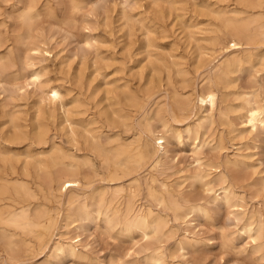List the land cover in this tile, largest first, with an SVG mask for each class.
I'll use <instances>...</instances> for the list:
<instances>
[{
    "label": "rangeland",
    "instance_id": "rangeland-1",
    "mask_svg": "<svg viewBox=\"0 0 264 264\" xmlns=\"http://www.w3.org/2000/svg\"><path fill=\"white\" fill-rule=\"evenodd\" d=\"M38 1L42 15L33 30V40L42 46V60H30L29 67L24 60V47H14V66L5 71L4 77L0 76V157L5 154L17 156L29 150L31 153L36 150L49 151L53 142L60 145L66 154H75L80 160L90 156L93 162L77 175L84 189L79 188L77 191L92 195V192L95 194L97 190L109 185V175L107 164L86 150L85 139L82 137L84 126L81 124H85L92 134L100 133L97 136L101 137V145L105 150L117 142L126 143L136 139L140 125L145 124L149 118L157 130H163L160 122L153 119L157 107L165 104L168 98L173 105L175 92L181 97L190 93L196 95L207 78L209 68L224 59V54L219 50L211 51L212 44L206 42L209 40H203L200 44L209 49L204 51L206 48L203 47L206 59L198 68L199 52L196 43L189 41L183 25L199 23L198 28L202 30L195 29L198 38L217 35L223 45H228L229 40L217 31L213 14L211 16L207 12L211 4L215 9H222L226 5L219 0H128L129 5L125 11L127 15L130 14L129 26L134 27L130 36L122 16L123 0H87L98 4L95 9L97 14H89L85 10L75 20L71 16L70 0ZM234 1L229 0L230 8L235 7ZM1 6L0 24L5 21L11 31L20 29V24L13 17L15 10L9 5ZM48 7L52 13H47ZM141 23L153 30H149L153 32L150 37L155 44L150 49V57L143 48L147 32L140 26ZM1 29L4 32L3 26ZM22 30L27 31L26 28ZM8 45L14 46L12 42ZM242 49L247 47L243 46ZM242 49L229 48L226 53L243 54ZM6 52L7 46L2 47L0 53ZM20 70H23V74ZM33 72L41 75L46 90L54 87L60 91L65 110L60 103L56 104L53 116L48 106H43L39 99L40 91L27 79ZM228 78L215 85L221 93L214 124L205 125L199 134L187 132L186 126L195 125L199 117L208 112L205 107L182 112L178 106H173L169 115V124L181 133V143L170 132L167 133L168 155L157 158L162 172L155 171L154 174L175 189L176 198L195 200L203 204L205 209L192 213L191 223H184L182 219L174 221L173 216L169 215V226L175 232L172 238L167 237L171 239L163 238L161 245L165 258L159 264H264V128L251 130L242 124L243 118L237 115L241 110L232 113L234 107L238 110L245 92L251 93L264 85V72H258L255 67L247 65ZM259 98L264 103V91H261ZM134 99L139 103L136 104ZM39 104L45 113L38 111L41 108ZM220 111L223 117L219 116ZM228 118L232 124L227 122ZM11 119L22 126L29 137H33L37 124H41L47 129L48 143L35 145L30 143V139L11 143L10 134L15 130ZM69 121L78 132L80 139L77 142H73L71 137ZM124 124H129L128 128ZM220 139L222 144L219 150ZM150 140L149 143L155 145V141ZM198 140L203 146L200 153L196 150ZM198 155L210 164L225 162L227 158L231 160L222 169L230 185L229 203L220 198L221 191L214 193L207 190L209 186L216 190L221 186L222 182L218 178L220 169L213 171L204 165L203 178L195 180L192 177L197 170L195 159ZM20 159L23 161L24 157ZM234 160L239 162L234 163ZM59 173L63 174V170H58ZM148 173L149 170L145 168L141 170L144 178L148 177ZM212 178L214 180L210 185L208 181ZM125 179L128 183L130 177ZM89 183H93V187L90 188ZM144 185L137 197V205L147 208L152 201L147 197ZM87 186L89 188H85ZM95 209V206L91 208L93 213L83 221L79 230L82 244L74 243L86 258L77 260L70 256L51 255L48 259L52 264H110L112 260L125 264H156V239H150L149 243L140 231H128L121 223L112 228L106 219L98 217ZM154 209L163 215L167 213L157 207ZM248 227H252V231H248ZM73 235L71 232L66 236ZM181 241H185V250L179 251L176 245ZM18 257L11 259L0 246V264H25L21 261L22 256ZM45 258L37 259V263Z\"/></svg>",
    "mask_w": 264,
    "mask_h": 264
},
{
    "label": "bare ground",
    "instance_id": "bare-ground-1",
    "mask_svg": "<svg viewBox=\"0 0 264 264\" xmlns=\"http://www.w3.org/2000/svg\"><path fill=\"white\" fill-rule=\"evenodd\" d=\"M219 1L226 5V7H224L225 9H215L211 4L209 8H207V12L211 16L213 14L216 21L215 23H217L215 24L217 26V31L221 32L222 35L229 40L228 45H223V41L217 35L214 37L210 35L207 38H201L199 36L198 38L197 35H195V29L197 28V31L202 30L198 28L199 23L185 24L183 26L184 32L188 33L189 41H194L193 43H196L195 46L199 52V56H197L199 57L197 66H199L206 57V54L203 52V47H206L203 46L204 44H200L203 40H209L206 42L212 44L208 43V45L210 44L213 46L211 51L214 50L216 52V50H219L220 53L224 54V59L220 61V63L217 61L218 65L209 68L207 78L202 84L201 90L198 93L196 91V95L190 93L191 95L188 94L181 97V95L175 92L173 105L170 98H168L165 104L157 107L153 119L160 122L163 130H157L153 121L149 118L145 124L140 125L137 131L139 134H137L138 136L136 139L126 143H112L113 145L109 147L110 149L105 150L101 145V137L97 136L100 133H96L97 135L94 133L92 134L91 130L86 128L85 124H81V126H84V131L82 129L80 130L83 131L82 137L85 139V141L84 139L83 141L86 150H89L96 157L98 156L101 158L102 162L107 164L109 175V178L107 177V182H109L108 186L102 187L99 191L97 190L95 194L92 192V195L89 194L90 197L86 195V192H78L77 190L79 188L84 189V187L80 184L77 175L81 173L89 163L93 162V160L90 156H85L83 160H80L75 154L72 155L68 152L66 154L60 145L58 146L55 142H53L49 151L40 152L38 150V152L36 150L34 153H31L29 150L17 154V156H9L5 153H1L5 155L0 157V246L11 259L22 256L21 261L25 264H52L48 259L51 255H55L56 257L70 256L77 260L86 258L85 254L78 251L74 243L78 242V244H82L79 230L82 227L83 221L93 213L91 208L95 206L98 217L106 219L107 224L112 226V228L121 223L128 231H140L142 237L146 238V241H149V243L151 242L150 239H156V248L155 246L153 247V249L155 248L154 252H156L154 261H156V264H159L160 261L165 258L163 244L161 245L164 240L163 238L166 240V238L169 236L171 237V235L173 237V231L175 232V230L172 231L171 226H169V217L173 216L174 221L179 222V220L182 219L184 223H191L193 221V219H191V214L205 209L203 204H198L195 200L184 197H182L181 200L176 198L174 193L175 189H172L168 183L160 181L155 176L154 172L161 171L160 169L162 168L160 167V160L157 158H159L160 155L166 157L168 155L169 135L167 133L170 132V134L181 143L182 136L179 129L173 128L169 124V115L174 109L173 106H178L182 112H186L189 109L194 110L197 109V107H205L208 112L200 116L195 125L192 126L188 124L186 126L187 132L199 134L205 125L211 126L215 122V111L217 109L220 92L215 88L216 83H221L223 79H227L230 74L241 71L242 68L247 65L255 67L258 72H264V0H235L236 5L234 4L235 7L233 8H230L228 4L229 0ZM2 4L9 5L15 10V16L13 12H11V14H13V17L20 24V29L15 28L12 31L9 29L8 25H6L5 21L0 24V50L2 47L7 46V52L4 54L0 53V76L4 77L5 71L10 68V66H14L13 53H15L14 51L16 50L13 51L14 47H24V51L26 52L24 60L27 63L33 59H40L44 56V51L41 48L42 46L37 45L33 40L35 39L33 30L42 15L39 10V1L0 0V6ZM128 5V0H123L122 11L124 12L122 16L125 18V24L129 28L130 35L133 34L134 27L131 25L129 26L128 23L130 14L127 15L125 11ZM0 8V10H2V6ZM97 8L98 4H96V2L70 0V12L74 20L78 15H83L85 10H87L89 14H97L95 11ZM47 11V13H52L49 7ZM7 14L9 15V13ZM142 23L145 24L144 22ZM142 23L140 26L142 25V28H145L144 30L147 32L143 41V48L148 53L147 56L150 57L152 55V50L150 49L155 45L154 39L150 37V33L153 30L150 28L152 30L150 32L149 27L146 28ZM2 26L5 28L4 32L1 29ZM24 28L27 29L26 32L22 30ZM41 36L45 37L42 34ZM11 42L14 46L9 47L8 44ZM41 42L42 41H40V43ZM243 46H246L247 49H242ZM229 48L242 49L241 52H243V54L231 55L226 53ZM208 49L206 48L204 51ZM18 53L20 54V52ZM29 64L31 63H28L30 67ZM200 67L201 66L198 68ZM31 68H33V66H31ZM20 71L22 73L23 70ZM27 79H30L33 85H35L36 90L40 91L39 99L41 101H39L42 102L43 106H48L51 115L54 116L53 113L55 107H57L56 104L58 105L60 103L62 105L61 107H63V109L65 108L60 91L54 87H50L46 90L39 73L33 72L32 76H29ZM230 81L232 82L233 80ZM261 91H264V85H261L258 90L251 93L245 92V97H243V101L238 110L235 109L237 107L232 109V113L241 110L236 114L243 118L241 121L242 124L255 131L259 127L264 128V103L259 100ZM221 95L222 94H220V96ZM134 102H136V104L139 103L136 99H134ZM39 106H41V104H39ZM43 106H41V108L39 107L38 109L40 110L38 111L44 112ZM227 113L229 114V112ZM219 116H222L221 111L219 112ZM225 118H227V115ZM11 121L13 122L14 119H11ZM227 122L232 124L231 119ZM72 125L73 124L70 122L69 128L71 137L73 142H77L80 138L78 139V132L71 127ZM124 125L128 128L129 124ZM12 126L15 130L13 129L14 132L10 134L9 141L11 143H21L26 139H30V143H34L35 145H44L48 143L47 129L41 124H37L38 127L33 137H29L30 135L27 134V131L25 132L22 130V126L15 123L12 124ZM150 139L155 141V145L149 143ZM221 144L222 140L220 139L218 149ZM201 145L202 142L198 140L196 145L198 153H200L201 147H203ZM21 156L24 157L23 161L20 159ZM195 160L197 162V170L192 176L195 180H201L203 178L202 166L204 165L208 166L209 170L220 169L218 178L222 182L221 186L217 190L213 186H209L207 190L213 191L214 193L221 191L219 193V195H222L220 198L224 199L226 203H229L228 199H230L231 193L230 185L222 169L227 167V164H229L231 160L227 158L225 162L219 161L217 164H210L207 163V161H203V158L199 155ZM238 162V160H234V163ZM241 162L244 161L242 160ZM16 163H20V165L17 166ZM169 167H171V165ZM144 168L149 170V175L146 178L141 176V170ZM58 170H63V174H57ZM129 177L128 183L125 182V178ZM213 180L214 178L210 179L208 183L210 184ZM142 184L146 185L147 197L152 201L147 208H142L137 205V197L142 191ZM88 186L90 188L93 187V183H89ZM88 186L85 188H89ZM178 192L179 191H177V193ZM219 195L217 194L216 197L219 198ZM154 207L159 208L160 211L167 212L166 215L158 212L159 210L155 211ZM248 231H252V227H248ZM71 232L74 234L73 237L66 236ZM186 242L189 243L190 241L186 240ZM176 246H178L177 249H179V251L185 250V241L179 242ZM42 257L46 258L42 262L37 263V259ZM110 264H125V262L119 263L117 260H112Z\"/></svg>",
    "mask_w": 264,
    "mask_h": 264
}]
</instances>
